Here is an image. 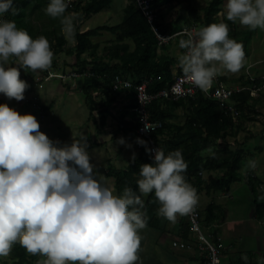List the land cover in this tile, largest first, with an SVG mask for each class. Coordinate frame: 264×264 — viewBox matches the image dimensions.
I'll return each instance as SVG.
<instances>
[{
  "label": "clouds",
  "instance_id": "9594fccd",
  "mask_svg": "<svg viewBox=\"0 0 264 264\" xmlns=\"http://www.w3.org/2000/svg\"><path fill=\"white\" fill-rule=\"evenodd\" d=\"M73 2L48 0L45 7L47 15L60 18L66 36L75 30L74 14L65 15ZM162 6L153 8L159 11ZM10 9L15 14L14 0H0V93L22 100L28 84L21 79V68L47 70L49 80L60 78L62 71L52 70L57 59L46 36L33 38L14 20L3 18ZM224 15L252 30H264V0H226ZM180 38L170 42L183 50L178 66L184 79L202 91L211 87L221 68L235 73L244 67V47L229 36L224 20ZM236 86L257 94L255 86ZM124 142L120 138L119 143ZM138 143L146 141L138 139ZM148 151L154 155L151 163L139 167L138 193L130 187L117 193L113 184L94 171L86 138L54 142L40 130L34 114H21L8 103H0V256H8L18 242L28 253L46 257L44 264H136L140 230L147 226L142 195L154 194L158 215L170 222L191 213L198 203L197 190L185 176L188 163L182 150L166 153L158 147ZM258 166L257 159L248 158L244 170L254 172ZM197 242L191 243L192 248L175 247L173 242L172 246L194 250ZM243 259L247 264L246 255ZM257 264H264V258Z\"/></svg>",
  "mask_w": 264,
  "mask_h": 264
},
{
  "label": "trees",
  "instance_id": "16d2710c",
  "mask_svg": "<svg viewBox=\"0 0 264 264\" xmlns=\"http://www.w3.org/2000/svg\"><path fill=\"white\" fill-rule=\"evenodd\" d=\"M112 2L113 0H75L73 6L68 5L65 15L67 12H73L76 15L74 34L69 36L75 44L68 48H66L67 36L61 30L60 18H52L45 12L48 0H14L15 14L10 9L3 18L14 20L18 28L26 29L33 38L39 35L46 36L56 59L61 52L75 56L72 62L63 60L62 63L69 66L70 71L67 73L62 67L63 78L60 81L67 84V91L74 90L79 94V99L82 98L89 106L91 115H94L96 109L99 110V123L96 121L99 125L98 132L106 127L113 103L123 93H127L129 106L125 109L124 116L120 117L122 126L119 130L124 135L135 136L138 141L137 130L141 123L137 110L139 104L136 85L147 81V91L151 94H157L170 86L177 75L174 73V68L178 65L177 56L168 51L172 43L163 45L162 51L159 52L152 28L146 17L136 8L133 0L125 6L124 16L119 24H105L85 31L81 30L82 16L86 19L91 18L92 15L111 8ZM223 2L224 0H210L202 9L186 7L187 13H180L168 24L165 19L169 10L161 8L158 11L159 25H162L163 31L174 32L193 23L204 27L212 22L224 20L229 26V36L241 42L244 49L248 48L251 39L260 28L238 29L235 22L226 20L225 15L219 17ZM166 3L170 4L169 9L174 7L171 0H153V7L159 8ZM44 17H47L46 21ZM34 18L42 21V24L34 25ZM103 31L114 35V38L108 40L104 46L94 40L101 36ZM181 39L182 37L179 41ZM45 72L47 73V70ZM181 73L182 70L179 67L178 74ZM68 76L71 79L64 82L63 79ZM117 76L121 78L127 76L133 81V85L114 90L112 83ZM222 78L223 81L227 79L224 76ZM241 80L244 85L255 86L257 94L252 93L251 89L234 92L232 100L236 108L243 111L236 120L225 112L221 101L203 94L178 100L156 98L148 106L150 120L162 123V126L152 133L153 140L166 153L177 148L182 150L184 159L188 163L186 179L196 188L198 197L202 193L207 196H213L218 192L230 193L233 184L242 179L240 172L244 162L245 148L241 146L232 149L227 138L236 137L243 130H247V124L255 121L256 116L260 114L257 105L264 100V77L245 80L242 77ZM93 94L99 98L98 102ZM53 102L55 100L44 102L36 95L27 101L34 106L36 115L42 119L48 118L47 112L51 109ZM180 107L184 109L186 119L182 123H177L173 119L177 117L176 111ZM126 116L131 119H125ZM261 136H264V133H261ZM152 156L145 143L141 144V149L134 160L130 157L126 168L111 167L114 164L111 165L109 162L106 174L114 179L115 192L122 193L125 187H130L138 193L136 181L139 178V167L142 163H151ZM260 179L257 173L248 174L247 183L251 193L257 196L254 201V215L257 220L264 219V191L257 192L261 184ZM141 198L144 201L141 211L147 218V226L158 229L163 222V217L157 213L158 201L154 194L142 195ZM199 209L200 221L206 236L209 239L211 237L221 249V255L224 254L219 226L224 221L225 208L215 200H211L206 207ZM179 227L182 240L194 241L195 235L191 231L187 215L183 216ZM200 255L204 261V254ZM10 257L13 264H38V258L43 256L30 254L19 243H15L10 251ZM240 264L245 263L241 261Z\"/></svg>",
  "mask_w": 264,
  "mask_h": 264
},
{
  "label": "rangeland",
  "instance_id": "374dc122",
  "mask_svg": "<svg viewBox=\"0 0 264 264\" xmlns=\"http://www.w3.org/2000/svg\"><path fill=\"white\" fill-rule=\"evenodd\" d=\"M171 1L174 6L172 9H169V3L162 6V8L169 10L166 16L167 23L174 21L180 13H187L188 7L202 9L209 2V0ZM128 2L129 0H113L111 8L94 14L88 19H86L85 16H82L83 26L81 30L85 31L105 24H119L123 19L124 8ZM225 4L226 0H224L221 6V10H223V12L219 13V17L224 15ZM69 14H74V19L76 18L75 13L67 12V15ZM46 18L47 17H44L45 21ZM33 24L40 26L42 21L34 18ZM235 24L239 27L238 29L244 28L245 30L248 28L247 26L241 25L239 21H235ZM111 38H114L112 33L103 31L101 36L94 38V40L100 42L101 45L104 46ZM67 41L68 45L66 48L75 44V41L69 36H67ZM262 43H264V30L260 32L257 31V33L253 36L251 43L248 45L249 47L244 49V67L235 73L221 68L217 75L227 76V84L230 86H234V83L236 85L240 83L242 84V77L243 79L264 77V47L262 46ZM160 50L162 51V48ZM168 51L177 57L183 53V50L180 48L177 50V47L174 44L170 45V49ZM63 60H66V62H72L75 60V56L68 55L64 52L59 53L57 61L55 60L51 64L52 70L59 72L63 70H61L63 67L64 70L69 73L70 67L63 64ZM20 73L21 79L25 80L24 77L27 76L25 81L27 82L28 87L25 89L24 98L22 100H16L15 98L9 99L4 95L3 97H0V103H8L10 107H14L21 114H34L40 123V130L45 132L54 142L58 140L61 143H71L73 138H86L87 150L90 154L91 161L94 164V171L98 175L107 179L112 185L114 179L110 178L106 174L109 168V162L111 165L114 164L111 167L126 168L130 157H133V154L136 156L139 153L141 143H138L135 136L124 135L120 130L117 132L116 130L111 131L105 128L102 129L101 132H98L99 125L96 124V121L99 123V110L96 109V112L93 113L94 115H91L89 106L84 103L82 98L79 99V94H77V92L74 90L67 91V84L60 81L62 79L61 77L55 79L51 78L49 80L46 77L48 72L46 73L45 70L32 72L31 70L25 71L21 68ZM70 79L71 78H66L63 79V81L68 82ZM234 80L237 81L234 82ZM34 95L41 98L44 102H51L55 100L51 109L47 112L48 118L41 119L40 116L36 115L34 106L27 103L28 99L33 98ZM93 95L98 102L99 98L96 97V94ZM120 109L123 111V108ZM185 119L186 116L182 114L179 118H177L178 121ZM258 119L259 123H248L250 125L247 130H243V132H240L236 137L227 138L232 149L243 146L245 148V153L243 166L240 172L242 177L241 181L233 184L230 193L220 197L225 199L223 202V207L225 208L224 221L219 226L221 243L229 249L226 256H223V259L225 260H223V263L225 264H229L230 262L240 264L241 261H244L246 264L243 259L245 255L248 258L247 262L249 264H257L259 259L264 258V233H257V231H253L255 230V224H258L260 228L264 229V221L262 225L260 220L258 221L256 218H252L253 211L255 210L254 201L257 196H255V193H251L247 183L248 174L252 171L246 172L244 170V164L248 158H255L259 161V166L257 170L254 171L261 178V184L259 185L257 192L261 193L264 191V136H261V133H264V114L261 119ZM250 134L254 136H251ZM120 138H123L125 142L119 143ZM124 147L126 149L120 152L119 150ZM259 148H262L263 150H259ZM203 199L204 198L201 195L198 197L199 204L205 202ZM256 200L259 199L256 198ZM199 207L203 209L205 206L201 205ZM164 241V244H166V240ZM150 243L151 242L149 241L148 247L144 248V257H142L144 258V263L150 260L152 257L150 254H152L153 250H156V245L153 246L152 243L151 246L153 248H149ZM166 247H169V242H167ZM194 250L199 251L198 249ZM175 252L176 250L173 249L170 253L174 254ZM9 254L8 256H3V258L0 259V264H9L8 262H11L12 259ZM38 259L40 260V258ZM44 261L45 259H41V264L42 262L44 264ZM165 261L168 264H172L168 262L169 260ZM188 264H195V262H188Z\"/></svg>",
  "mask_w": 264,
  "mask_h": 264
},
{
  "label": "built area",
  "instance_id": "2783aa9c",
  "mask_svg": "<svg viewBox=\"0 0 264 264\" xmlns=\"http://www.w3.org/2000/svg\"><path fill=\"white\" fill-rule=\"evenodd\" d=\"M133 2L136 8L146 17L155 37L157 38V44L159 47L177 40L179 37H182V35L184 36V39H187L188 31L196 32L202 28L196 23H193L191 26L184 27L174 32L163 31L162 27L158 25V11L153 8V0H133ZM59 76L63 77L62 74H59ZM147 84V81H143L142 83L136 85V96L139 104L137 110L139 112L141 123L137 130V137L138 139L146 141L148 149H156L159 147L151 135L162 126V123L159 121H151L148 112V106L156 98H171L173 100H178L203 94L206 97H211L221 101V105L225 112L229 113L235 120L242 114V110L236 108L232 97L234 92H240L242 89H245V87L230 86L226 83V81H223L219 75L214 77L212 85L207 91H202L200 88L187 82L182 73H177L175 81L170 86L159 91L157 94L148 93ZM112 85L114 90H119L125 87H130L133 85V81L128 77L121 78L117 76ZM151 153L154 155V152ZM187 219L189 221L191 231L196 236V240L198 241V250L205 254V264H223L221 261V249L218 244H216L211 237L209 239L204 232L203 225L200 221V209L198 204L191 213L187 214ZM173 246L192 248L191 243L178 240L173 241Z\"/></svg>",
  "mask_w": 264,
  "mask_h": 264
},
{
  "label": "crops",
  "instance_id": "0c3cea01",
  "mask_svg": "<svg viewBox=\"0 0 264 264\" xmlns=\"http://www.w3.org/2000/svg\"><path fill=\"white\" fill-rule=\"evenodd\" d=\"M260 31H262V29H260L258 32H260ZM251 41H252V39H251ZM251 41H250V43H251ZM174 45L177 47V50H179V44L174 43ZM262 46L264 47V43H262ZM159 52H161L160 49H159ZM169 53L171 54L170 51H169ZM178 68H179L178 65L175 66V68H174V73L175 74L178 73ZM223 76L227 78L226 80H228L227 76H225V75H223ZM24 78L26 80L27 76H25ZM236 81L237 80H234V82H236ZM0 95H1L0 97L4 96L3 93H0ZM128 103H129V99H128L127 93H123L120 97H118V99L113 103L112 113L107 118V125H106L105 128H107L108 130H111V131L116 130L118 132L119 127H120L119 126L120 117L124 113L126 107L128 106ZM257 106H258L257 110H260V114L258 116H256L255 121L250 122V123H253V124L254 123H259V119L258 118L261 119L262 115L264 114V100H262V103L258 104ZM120 108H123V111ZM176 113H177V117L174 118L173 121L177 122V123H182L184 120L178 121L177 118H179L181 116V114L185 115L184 109L182 107H180L176 111ZM249 125L250 124L247 125V129H248ZM263 129H264V126H263ZM125 149L126 148L124 147V148L120 149L119 151L122 152ZM259 150H263V149L259 148ZM254 173H256V172H254ZM226 194L227 193L218 192V193H216L213 196H207L205 193H202L201 196H203V198H204L203 201H205L204 202L205 204L204 203L199 204V202L197 204L199 206H201V205L203 206L204 205L206 207L211 200H215L216 203L223 205V202H224L225 199H222L220 197L221 196H225ZM218 198H220V199H218ZM254 211H253V214H252V218H256L255 215H254ZM182 218H183V216H178L177 220L175 222H170L166 218L163 217V219H162L163 222L161 224V227H159L158 229H153V228H150V227L146 226V228L140 230V233H141V247H140V250L138 252L139 259L136 262V264H153L155 261L156 262L154 264H168L165 260H169L168 262H170L172 264H188V262H192V261L195 262V264H203V260L201 258L202 256L200 255L201 253L199 251H197V250H180V249H177V248H173V246H172V242L174 240L182 241L181 234H180V227H179ZM260 221H261V224L263 225L264 219H262ZM254 229L255 230H253V231H257V233H259V232L264 233V229L260 228V226L258 224H255ZM195 239H194V241H195ZM220 239H221V236H220ZM158 240H159V242H158ZM164 240H166V244H167V242H169V247H166V244H164L165 243ZM149 241L152 243L153 246L156 245V250L155 251L153 250L152 254H150L152 256L150 258V260H148V261H146L144 263V258H142V257H144L143 256L144 248L148 247ZM193 242H191V243H193ZM151 243L149 244V248H153L151 246ZM222 246H223L222 250H224L226 248L224 250L225 253L222 254V255L226 256V254L228 253L229 249H228V247H226L224 245H222ZM173 249L176 250V252L174 254L170 253V252L173 251ZM259 256H261V255H259ZM2 258H3V256H0V259H2ZM41 259L43 260V259H46V258L44 256L42 258H40V260L38 261V264H41ZM8 263L9 264H13L12 260H11V262H8ZM42 264H43V262H42ZM223 264H225V263H223ZM229 264H234V263L230 262ZM247 264H249V263H247Z\"/></svg>",
  "mask_w": 264,
  "mask_h": 264
}]
</instances>
